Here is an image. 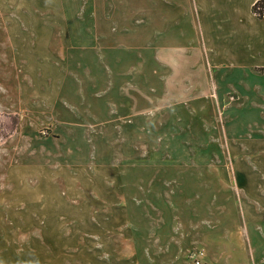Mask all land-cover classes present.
Here are the masks:
<instances>
[{
    "label": "rangeland",
    "instance_id": "1",
    "mask_svg": "<svg viewBox=\"0 0 264 264\" xmlns=\"http://www.w3.org/2000/svg\"><path fill=\"white\" fill-rule=\"evenodd\" d=\"M217 2L0 0V264H264L256 22Z\"/></svg>",
    "mask_w": 264,
    "mask_h": 264
},
{
    "label": "crops",
    "instance_id": "2",
    "mask_svg": "<svg viewBox=\"0 0 264 264\" xmlns=\"http://www.w3.org/2000/svg\"><path fill=\"white\" fill-rule=\"evenodd\" d=\"M222 2L223 0H218L217 5ZM255 2L256 0H229L230 4L227 8H231L232 11L235 13H240V15L242 14L244 19H246L251 24L256 22V70H263L264 69V36L261 37L257 32V29L260 26L261 21L258 20L257 18L255 20V17L252 14V6L254 5ZM227 8H223V9H227ZM203 12H204L203 13L204 21L206 25H209L210 22L213 21L210 11H208L205 7H203ZM253 42L255 43V41ZM242 43L244 44V41H242ZM245 53L246 52H242V55ZM256 147L260 149L259 153L256 156L264 157V141L256 140ZM257 168H258V170H256L257 174L258 172H264V166H257Z\"/></svg>",
    "mask_w": 264,
    "mask_h": 264
},
{
    "label": "built area",
    "instance_id": "3",
    "mask_svg": "<svg viewBox=\"0 0 264 264\" xmlns=\"http://www.w3.org/2000/svg\"><path fill=\"white\" fill-rule=\"evenodd\" d=\"M258 5H256V14H261V16L264 18V0H257ZM263 3L262 6L259 4ZM263 7V9H261Z\"/></svg>",
    "mask_w": 264,
    "mask_h": 264
},
{
    "label": "trees",
    "instance_id": "4",
    "mask_svg": "<svg viewBox=\"0 0 264 264\" xmlns=\"http://www.w3.org/2000/svg\"><path fill=\"white\" fill-rule=\"evenodd\" d=\"M256 5H258V2L254 3V5L252 6V12L255 14L256 13ZM260 6L263 5V3L259 4ZM261 9H263V7H261ZM256 18L258 20H264V18L261 16V14H256Z\"/></svg>",
    "mask_w": 264,
    "mask_h": 264
}]
</instances>
